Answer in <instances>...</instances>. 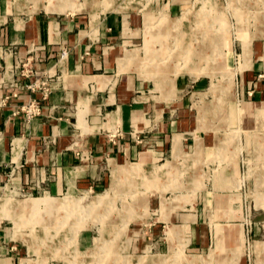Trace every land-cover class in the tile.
I'll return each mask as SVG.
<instances>
[{
	"label": "rangeland",
	"instance_id": "obj_1",
	"mask_svg": "<svg viewBox=\"0 0 264 264\" xmlns=\"http://www.w3.org/2000/svg\"><path fill=\"white\" fill-rule=\"evenodd\" d=\"M156 1L12 0L24 14L45 10L90 13L95 18L109 12L122 18L126 39L136 38L126 47L138 49L126 50L120 71L138 61L134 66L141 69V78L149 80L148 94L174 91L175 79L182 74L189 80L205 78L207 86L196 93L188 86L190 112L201 127L194 131L199 137L193 152L191 145L182 149L180 134H175L171 152L178 160L173 164L167 160L147 170L142 153L136 162L119 164L117 171L110 168L101 187L71 188L60 197L0 184V225L6 230L0 242L16 245L20 257H25L22 264H217L213 249L209 256L190 250L181 228L165 214L175 196L188 192L180 201L190 202L205 186L206 177L215 178L222 162L233 159L239 161L243 176L255 181L254 186L241 188L240 211L264 219V190L258 187L264 167V94L259 102L245 103L254 99L253 92L241 99L235 90L236 108L228 123L225 110L239 69L253 63L264 87V0ZM230 49L234 60L228 65ZM128 69L138 74L133 66ZM201 139L205 152L216 153L211 163L201 158ZM152 220L159 225L157 233L148 229ZM217 229L223 231L220 224ZM156 239L162 243L156 245ZM237 240L238 256L244 240L241 228ZM262 243L255 242L258 247Z\"/></svg>",
	"mask_w": 264,
	"mask_h": 264
},
{
	"label": "crops",
	"instance_id": "obj_2",
	"mask_svg": "<svg viewBox=\"0 0 264 264\" xmlns=\"http://www.w3.org/2000/svg\"><path fill=\"white\" fill-rule=\"evenodd\" d=\"M0 17L5 18L0 21V184L60 197L71 188L101 187L111 170L138 161L142 153L147 156V170L167 160L173 164L178 160L171 152L175 134H180L182 149L191 145L193 152L199 137L194 131L201 126L190 112L188 86L200 92L207 88L206 79L189 80L182 74L175 79L174 91L150 90L148 94L149 80L141 78V69L134 66L138 61L129 65L138 74L129 67L120 71L126 50L138 49L126 47L131 38L123 34L122 18L109 12L95 18L90 13L45 10L24 14L12 0H0ZM62 49L66 51L63 60ZM233 54L231 49L227 52L226 64L232 63ZM18 60H28L32 71L22 74L15 66ZM252 65L237 72L236 89L232 85V95L225 101L227 123L236 108L235 90L241 99L253 92L254 99L245 103L263 97L264 87ZM45 73H55L58 81L43 98L40 88L30 89L28 84ZM29 97L41 101L40 113L32 118L15 112ZM201 142V158L211 163L216 153L205 152ZM262 169L258 187L264 190ZM208 178L190 202L180 201L188 192L175 196L165 217L181 228L190 250L209 256L213 249L217 264H264V219L240 211L241 188L254 186V179L243 176L234 159L223 161L215 178ZM154 222L148 229L157 233L159 225ZM239 228L244 240L237 256ZM5 231L0 225V238ZM256 241L263 243L258 247ZM155 243L162 242L156 239ZM19 253L16 245L0 242V264H22L25 257Z\"/></svg>",
	"mask_w": 264,
	"mask_h": 264
},
{
	"label": "built area",
	"instance_id": "obj_3",
	"mask_svg": "<svg viewBox=\"0 0 264 264\" xmlns=\"http://www.w3.org/2000/svg\"><path fill=\"white\" fill-rule=\"evenodd\" d=\"M66 51L62 49L60 56L62 57ZM17 68H20V72L24 75L29 74L32 70L28 67V60H18L15 64ZM58 76L55 73H45L44 75L37 76L32 82L28 84L30 89L40 88L42 90V97L45 98L49 91L53 88L54 84L57 83ZM41 101L36 97H29L28 100L21 104L16 111H22L26 118H32L36 114L40 113Z\"/></svg>",
	"mask_w": 264,
	"mask_h": 264
},
{
	"label": "bare ground",
	"instance_id": "obj_4",
	"mask_svg": "<svg viewBox=\"0 0 264 264\" xmlns=\"http://www.w3.org/2000/svg\"><path fill=\"white\" fill-rule=\"evenodd\" d=\"M160 32V31H159ZM163 32V31H162ZM184 49V48H183ZM154 59V58H153ZM143 160V159H142ZM49 203H51L49 206L50 207H53L54 206V203H52V201L51 202H49ZM26 205V204H25ZM36 210V209H35ZM54 220V219H53Z\"/></svg>",
	"mask_w": 264,
	"mask_h": 264
}]
</instances>
